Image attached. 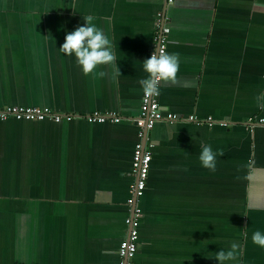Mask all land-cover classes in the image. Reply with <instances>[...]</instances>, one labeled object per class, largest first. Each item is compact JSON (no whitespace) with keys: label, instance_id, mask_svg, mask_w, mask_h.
<instances>
[{"label":"crops","instance_id":"crops-1","mask_svg":"<svg viewBox=\"0 0 264 264\" xmlns=\"http://www.w3.org/2000/svg\"><path fill=\"white\" fill-rule=\"evenodd\" d=\"M88 16L116 56L96 75L59 49ZM163 28L179 70L159 102L183 121L148 131L133 264H217L233 243L225 264H264L251 240L264 232V0H0V109L63 117L0 119V264H122L141 62ZM96 112L121 121H89ZM205 144L219 150L214 171L199 162Z\"/></svg>","mask_w":264,"mask_h":264},{"label":"clouds","instance_id":"clouds-1","mask_svg":"<svg viewBox=\"0 0 264 264\" xmlns=\"http://www.w3.org/2000/svg\"><path fill=\"white\" fill-rule=\"evenodd\" d=\"M83 21V24L65 33L64 42L59 49L65 55L75 58L84 75H96L98 67L116 64V56L108 35L93 23V18L88 16ZM141 64L147 74L140 81L142 90L146 95L152 96L160 94L159 81L174 80L179 70L178 60L174 54L153 52ZM98 75L103 77L105 72L101 70ZM218 152L219 150L214 151L209 144L203 145L198 156L201 166L214 171ZM251 240L253 244L264 248V232L259 230L253 232ZM238 248L239 245L233 243L227 252L219 250L216 253L217 264H225V261L234 256L233 250Z\"/></svg>","mask_w":264,"mask_h":264},{"label":"built area","instance_id":"built-area-1","mask_svg":"<svg viewBox=\"0 0 264 264\" xmlns=\"http://www.w3.org/2000/svg\"><path fill=\"white\" fill-rule=\"evenodd\" d=\"M171 1V0H170ZM159 36L156 39L158 47L154 52L165 54L167 53V36L170 32L169 28H163L159 31ZM161 81L158 82L160 86ZM159 95L152 96L144 93L142 98L141 113L138 118L133 119L140 127L139 141L135 146L133 161H132V174L135 177V184L131 190V198L129 204L132 207V214L126 219L128 226V235L126 240L120 246V257L122 264H133L139 241V224L142 209L140 208L139 201L144 197L147 190L148 179L150 174L152 162V146L147 142L148 131L154 126L155 123L166 121L173 123L176 121H183L177 115L167 114L161 108L159 102ZM9 118L18 121H44L46 119H54L59 121L63 117L56 115L49 108L40 107H24V106H6L0 109V119L8 120ZM89 121L92 122H119L120 117L111 114L93 113L88 116ZM189 120H196L191 117ZM212 120V119H210Z\"/></svg>","mask_w":264,"mask_h":264},{"label":"trees","instance_id":"trees-1","mask_svg":"<svg viewBox=\"0 0 264 264\" xmlns=\"http://www.w3.org/2000/svg\"><path fill=\"white\" fill-rule=\"evenodd\" d=\"M15 120V119H14ZM16 121H18V120H16ZM21 122V121H20Z\"/></svg>","mask_w":264,"mask_h":264}]
</instances>
